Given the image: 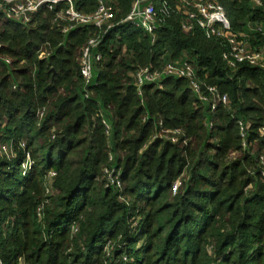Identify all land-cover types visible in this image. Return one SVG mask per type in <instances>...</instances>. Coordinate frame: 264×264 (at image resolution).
Returning a JSON list of instances; mask_svg holds the SVG:
<instances>
[{"label":"trees","instance_id":"obj_1","mask_svg":"<svg viewBox=\"0 0 264 264\" xmlns=\"http://www.w3.org/2000/svg\"><path fill=\"white\" fill-rule=\"evenodd\" d=\"M98 1L73 4L89 14ZM103 1L113 19L101 30L62 33L53 20L64 5L0 20V148L11 153L0 150V264H264V73L230 69L226 42L196 21L183 30L181 0H155L151 33L125 22L143 0ZM205 1L223 8L238 41L264 46V0ZM96 37L86 84L79 60ZM176 61L226 103L212 111L204 88L207 102L176 77L138 94L136 71ZM175 130V144L159 138ZM105 169L121 189L106 187Z\"/></svg>","mask_w":264,"mask_h":264},{"label":"built area","instance_id":"obj_2","mask_svg":"<svg viewBox=\"0 0 264 264\" xmlns=\"http://www.w3.org/2000/svg\"><path fill=\"white\" fill-rule=\"evenodd\" d=\"M74 0H0V20L1 18L20 20L24 23L29 22L30 15L35 13L40 8H46L49 11L56 9L58 5H64V8L58 10L53 20L54 23L62 21L66 23L61 32L66 33L74 26H93L101 30L113 19V9L107 5L103 0L98 1L97 8L94 12L86 14L75 9ZM185 7L190 8L186 11V21L182 27L185 31L191 30V21H196L198 26L205 32L207 38L221 39L226 42L228 49L223 54V60L227 63L230 69H234L237 64L246 63L250 66L258 67L264 73V46L257 51H252L248 46L237 40V35L233 34L230 23L221 6L216 3L207 2L205 0H181ZM254 5L259 6L260 0H248ZM160 9V13H165L166 4L164 3ZM157 8L155 0H143L135 4L125 22H128L136 27L144 28L148 33L154 30V25L157 21ZM110 28V25L107 26ZM260 31V29H258ZM99 39L91 38L86 46L81 51L79 60V71L83 81L88 84L92 79V63L93 60L99 61V55L95 57L92 55V50L97 46ZM48 53L44 50L38 52V59H46ZM9 63V60H5ZM163 77L182 78L189 82L191 90L198 95L201 101L207 102V95L212 97L211 110L213 111L218 103L225 104L226 96H221L217 93L215 87L202 85L195 77L192 66L187 62L176 61L170 62L159 69L151 67L141 68L133 75V83L140 95V89L145 84H155ZM202 88L205 90L203 94ZM44 108L38 112V118L44 117ZM104 132L107 137L110 135V126L102 121ZM240 137L245 138L247 125L242 122L238 123ZM177 135L179 131L164 132L159 135L160 139H165L172 144L177 142ZM243 146H245L243 144ZM23 147V146H22ZM1 152L7 157H11L9 149L5 146L0 148ZM25 162L22 164V170L25 172L30 164L28 154H25ZM111 161V157L109 158ZM260 164L264 168V159L260 158ZM54 173L50 174V178ZM104 176L107 186H115L121 189V183L117 180L113 170L105 169ZM264 178V171H262ZM179 182H176L172 187L174 194ZM73 232L76 229L72 227Z\"/></svg>","mask_w":264,"mask_h":264},{"label":"rangeland","instance_id":"obj_3","mask_svg":"<svg viewBox=\"0 0 264 264\" xmlns=\"http://www.w3.org/2000/svg\"><path fill=\"white\" fill-rule=\"evenodd\" d=\"M6 147V146H5Z\"/></svg>","mask_w":264,"mask_h":264}]
</instances>
